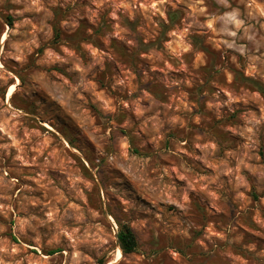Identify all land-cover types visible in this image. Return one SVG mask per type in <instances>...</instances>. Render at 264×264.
<instances>
[{
  "label": "rangeland",
  "instance_id": "374dc122",
  "mask_svg": "<svg viewBox=\"0 0 264 264\" xmlns=\"http://www.w3.org/2000/svg\"><path fill=\"white\" fill-rule=\"evenodd\" d=\"M101 260L264 264V0H0V264Z\"/></svg>",
  "mask_w": 264,
  "mask_h": 264
},
{
  "label": "trees",
  "instance_id": "16d2710c",
  "mask_svg": "<svg viewBox=\"0 0 264 264\" xmlns=\"http://www.w3.org/2000/svg\"><path fill=\"white\" fill-rule=\"evenodd\" d=\"M174 13L170 12V19L174 18ZM119 231L117 233L118 246L121 248L124 256L133 254L139 249V239L133 227L129 222H124L118 219ZM56 251H51L50 254ZM100 264H107L106 261L101 260Z\"/></svg>",
  "mask_w": 264,
  "mask_h": 264
},
{
  "label": "bare ground",
  "instance_id": "6f19581e",
  "mask_svg": "<svg viewBox=\"0 0 264 264\" xmlns=\"http://www.w3.org/2000/svg\"><path fill=\"white\" fill-rule=\"evenodd\" d=\"M13 90H14V89H13ZM13 90H11V91L9 92V96L13 93ZM122 255H123L122 250H121V248H119L118 259H119ZM118 259H117V260H118Z\"/></svg>",
  "mask_w": 264,
  "mask_h": 264
},
{
  "label": "water",
  "instance_id": "95a60500",
  "mask_svg": "<svg viewBox=\"0 0 264 264\" xmlns=\"http://www.w3.org/2000/svg\"><path fill=\"white\" fill-rule=\"evenodd\" d=\"M117 244H118V241H117ZM109 264H112V263H109Z\"/></svg>",
  "mask_w": 264,
  "mask_h": 264
}]
</instances>
